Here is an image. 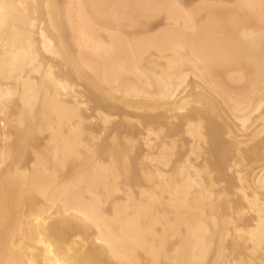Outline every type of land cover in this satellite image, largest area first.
<instances>
[{
	"label": "bare ground",
	"instance_id": "1",
	"mask_svg": "<svg viewBox=\"0 0 264 264\" xmlns=\"http://www.w3.org/2000/svg\"><path fill=\"white\" fill-rule=\"evenodd\" d=\"M0 264H264V0H0Z\"/></svg>",
	"mask_w": 264,
	"mask_h": 264
}]
</instances>
